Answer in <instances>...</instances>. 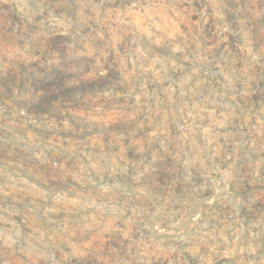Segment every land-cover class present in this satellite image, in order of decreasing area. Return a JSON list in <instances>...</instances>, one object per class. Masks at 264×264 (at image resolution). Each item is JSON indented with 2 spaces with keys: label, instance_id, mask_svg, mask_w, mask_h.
I'll list each match as a JSON object with an SVG mask.
<instances>
[{
  "label": "rangeland",
  "instance_id": "1",
  "mask_svg": "<svg viewBox=\"0 0 264 264\" xmlns=\"http://www.w3.org/2000/svg\"><path fill=\"white\" fill-rule=\"evenodd\" d=\"M0 264H264V0H0Z\"/></svg>",
  "mask_w": 264,
  "mask_h": 264
}]
</instances>
